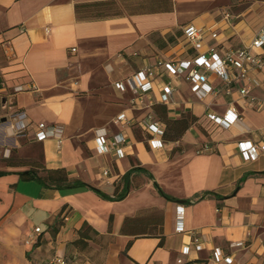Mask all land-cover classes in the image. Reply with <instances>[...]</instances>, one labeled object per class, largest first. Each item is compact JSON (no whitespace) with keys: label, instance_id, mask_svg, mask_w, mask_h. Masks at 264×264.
<instances>
[{"label":"crops","instance_id":"0c3cea01","mask_svg":"<svg viewBox=\"0 0 264 264\" xmlns=\"http://www.w3.org/2000/svg\"><path fill=\"white\" fill-rule=\"evenodd\" d=\"M189 25L203 30L200 48ZM261 29L264 0H0V264H264V110L250 104L264 102V65L242 80L231 69L230 82L200 69L203 99L166 67L249 48ZM142 72L152 90L136 95ZM232 107L230 127L208 117ZM17 111L27 120L12 126ZM41 123L62 126V141L36 140ZM99 128L125 141L101 154ZM32 167L64 169L75 184L24 179Z\"/></svg>","mask_w":264,"mask_h":264},{"label":"built area","instance_id":"2783aa9c","mask_svg":"<svg viewBox=\"0 0 264 264\" xmlns=\"http://www.w3.org/2000/svg\"><path fill=\"white\" fill-rule=\"evenodd\" d=\"M184 35L186 39L192 43L196 48H200L201 42L203 39V30L194 26L189 25L184 28ZM217 34H213V37H216ZM253 49H264V29L259 30L253 39L252 46L249 48H240L236 50H229L225 53L224 57L221 58L217 52L215 47L210 48L207 53L198 54L194 58L186 59L180 62H172L167 63V70L172 75H178L181 73H187V78L193 82L192 91L199 98L203 99L209 92L212 90L207 85L208 77L206 74H202L200 69H205L216 72L224 81L230 82L231 78V69H235L238 73L235 74V78L238 79H246L248 78V74L251 69H261L264 65V59L256 57L252 54ZM75 51V49H73ZM149 77H153V73L150 72L146 74L142 72L140 74L135 75L130 83L132 85V91L134 94H146L152 90V83L150 81L145 82ZM118 87L124 88L123 84H118ZM31 87L17 86L15 87V92H23L26 90H31ZM172 88L170 86L164 87V100H168V98L172 95ZM229 91V90H228ZM241 94L243 96L248 95V89L242 88ZM251 105H257L261 110H264V102L257 100L255 97L250 98ZM236 108H230L223 117L216 116L214 114H209L208 117L212 121L222 125L224 127H230L237 123L238 117L236 115ZM10 125H14L16 123H24L27 120V114L24 111H17L10 115ZM125 119V115L119 116L118 120ZM13 120V121H12ZM27 125V124H25ZM24 126V125H23ZM154 126H157L154 124ZM26 127H20L16 132L19 136H25ZM154 131L157 134L163 135V130L154 128ZM64 129L60 125H46L44 123L38 124L35 131V139L38 141H45L50 138H56L59 142L63 139ZM96 144L97 150L101 154H105L109 152L113 146H118L119 144L125 141L122 135H117L113 138L109 137L108 131L105 128H99L96 130ZM112 141V142H111ZM152 144L156 147L162 146V142L159 140H153ZM240 151L246 157V159H256L258 154L256 152V146L251 143H240ZM204 149H209V146H205ZM264 151V147L262 148ZM119 157H124L125 154L121 148L117 149ZM202 151V150H201ZM199 151V152H201ZM108 173V172H106ZM184 216L185 211L184 207L179 205L177 207V215H176V230L179 233L185 232V224H184ZM41 229L37 228L36 232H40ZM198 249H201V245H197ZM190 252V248L184 249V254L188 255ZM223 257V253L221 251H217L216 258L220 260ZM225 260L229 263L231 262L230 258H225ZM179 263H182V260H179Z\"/></svg>","mask_w":264,"mask_h":264},{"label":"trees","instance_id":"16d2710c","mask_svg":"<svg viewBox=\"0 0 264 264\" xmlns=\"http://www.w3.org/2000/svg\"><path fill=\"white\" fill-rule=\"evenodd\" d=\"M43 169L44 170H42V172H44L45 175H40V170L36 167H32V169H30L28 172H23L21 175L26 180H36L50 187L63 188L70 187L75 184L74 182L70 181L67 172L64 169ZM3 175H5V172L0 171V177ZM123 197L124 194L119 195L118 199H122Z\"/></svg>","mask_w":264,"mask_h":264},{"label":"water","instance_id":"95a60500","mask_svg":"<svg viewBox=\"0 0 264 264\" xmlns=\"http://www.w3.org/2000/svg\"><path fill=\"white\" fill-rule=\"evenodd\" d=\"M4 121H6V120H4Z\"/></svg>","mask_w":264,"mask_h":264}]
</instances>
